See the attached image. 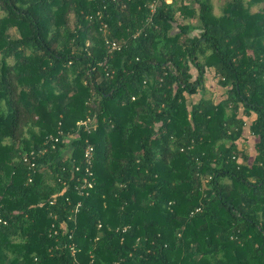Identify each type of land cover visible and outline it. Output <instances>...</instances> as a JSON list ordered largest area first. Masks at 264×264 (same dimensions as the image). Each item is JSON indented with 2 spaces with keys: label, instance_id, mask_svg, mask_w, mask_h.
<instances>
[{
  "label": "trees",
  "instance_id": "16d2710c",
  "mask_svg": "<svg viewBox=\"0 0 264 264\" xmlns=\"http://www.w3.org/2000/svg\"><path fill=\"white\" fill-rule=\"evenodd\" d=\"M151 3L0 0V264H264V0Z\"/></svg>",
  "mask_w": 264,
  "mask_h": 264
},
{
  "label": "built area",
  "instance_id": "2783aa9c",
  "mask_svg": "<svg viewBox=\"0 0 264 264\" xmlns=\"http://www.w3.org/2000/svg\"><path fill=\"white\" fill-rule=\"evenodd\" d=\"M159 0H152L151 3V10L152 12H154L156 10V5L158 3ZM152 19V17H149L148 21H150ZM107 24L104 23L103 25V30L106 29ZM126 43L125 40L123 41H117V40H112L108 42L109 48L110 50H117V49H121L122 46ZM133 99H135V96H133ZM78 125L81 127L83 126L86 130H92L96 128V123L93 122V119L91 117H88L87 119H82L78 121ZM75 137V134L73 133H66L64 131H60L59 134H49L48 136H46L45 139V145L49 146V145H55L58 141H60L61 139H63V141H66L68 143H71L73 141ZM44 147L40 150H38V152L36 150H31L29 152H26L23 155V158L25 161H30L31 162V166H35L36 165V157L37 155L40 153H44L48 147ZM93 164H94V148L92 145H88L82 155L81 158V162L79 164H77L75 166V171L77 172L76 174H74L75 176L71 179V181H64L65 183V187L63 189V191H69L70 189H72V191L77 192V194L81 195V196H85L88 195L90 193L91 188L94 186L95 181H94V170H93ZM30 180H32V178L30 177ZM62 191V192H63ZM58 193H55L52 196L51 199V203L55 202L56 198H57ZM67 201L69 204H72V198L71 196H67ZM82 199L77 200V202L75 204H73L70 208V214H69V218H71L75 213H77L81 206H82ZM200 208H197V210H199ZM0 222L3 223H7V220L4 219L2 216H0ZM101 225V224H100ZM126 229V227L124 228V230ZM72 249H74L72 247ZM93 256V255H92ZM93 261H91V264H93Z\"/></svg>",
  "mask_w": 264,
  "mask_h": 264
},
{
  "label": "crops",
  "instance_id": "0c3cea01",
  "mask_svg": "<svg viewBox=\"0 0 264 264\" xmlns=\"http://www.w3.org/2000/svg\"><path fill=\"white\" fill-rule=\"evenodd\" d=\"M213 73L212 71L208 74L207 80H206V88H209L210 90L213 91L214 97L219 95V91L221 88V85L219 83V80H212L211 78H214L213 76H210V74ZM251 140V139H250ZM248 140V142L244 141L243 147L248 150V151H253V144ZM253 141V140H252ZM250 142V143H249Z\"/></svg>",
  "mask_w": 264,
  "mask_h": 264
},
{
  "label": "rangeland",
  "instance_id": "374dc122",
  "mask_svg": "<svg viewBox=\"0 0 264 264\" xmlns=\"http://www.w3.org/2000/svg\"><path fill=\"white\" fill-rule=\"evenodd\" d=\"M214 1V5H215V7H216V12L217 13H219V11H220V8H221V5H222V3L224 2V0H213ZM210 76H213L214 77V75H213V73H211L210 74ZM212 80H216V79H218V78H216V77H214V78H211Z\"/></svg>",
  "mask_w": 264,
  "mask_h": 264
}]
</instances>
